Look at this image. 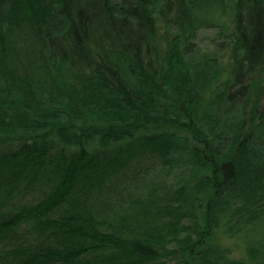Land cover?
<instances>
[{"label": "trees", "instance_id": "16d2710c", "mask_svg": "<svg viewBox=\"0 0 264 264\" xmlns=\"http://www.w3.org/2000/svg\"><path fill=\"white\" fill-rule=\"evenodd\" d=\"M0 264H264V0H0Z\"/></svg>", "mask_w": 264, "mask_h": 264}, {"label": "rangeland", "instance_id": "374dc122", "mask_svg": "<svg viewBox=\"0 0 264 264\" xmlns=\"http://www.w3.org/2000/svg\"><path fill=\"white\" fill-rule=\"evenodd\" d=\"M208 35H211V34H209V32H204L201 35V37L206 38V37H208ZM203 44H206L205 41ZM218 239H219L220 244H222V245H224V246H226L232 250L231 253H232L233 257H236V256L238 257V256L242 255V246L240 245V243L235 238H230L227 235L219 233Z\"/></svg>", "mask_w": 264, "mask_h": 264}]
</instances>
